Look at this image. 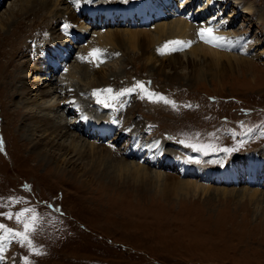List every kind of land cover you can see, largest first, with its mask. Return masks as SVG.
Segmentation results:
<instances>
[{"label": "rangeland", "instance_id": "1", "mask_svg": "<svg viewBox=\"0 0 264 264\" xmlns=\"http://www.w3.org/2000/svg\"><path fill=\"white\" fill-rule=\"evenodd\" d=\"M24 1L0 0V67H3L0 68V213L15 214L28 208L35 211L38 220L36 230L29 233L31 247L18 239H0L3 249L0 264H26V260L27 264H264V198L257 205L246 197L216 194L250 188L263 193L264 197V0H232L226 7L220 0L211 5H205V0H195V4L189 6L190 11L185 9L189 0L186 3L163 0V5L170 9L155 10L160 20L152 23L149 18V22L143 20V27H130L128 19L113 13V16L102 11L86 14L81 8L90 2L88 0H52V4L45 0H26V4ZM114 1L119 0H95V3ZM128 2L135 5L137 0ZM240 4L248 5L250 12L237 13ZM231 11L237 16H230ZM186 15L193 17L191 21L196 25L218 24L220 29L215 28L218 36H245V52L233 47L229 50L233 56L247 61L220 74L217 68H204L205 72L191 75L189 79L191 68H178L174 75L166 67L161 71L157 69L158 63L144 64V53H138L137 48L129 49L126 43L118 45L123 36L111 37L117 46L105 43L110 41L109 35L125 31L146 32L139 33L143 37L150 35L156 26ZM73 17L79 21L77 28L82 30L79 38L87 34L79 43L69 41L71 35L66 32L67 37L62 30L61 21L69 24ZM223 29L230 33L225 36ZM97 35L107 39L96 45L103 55L92 67L81 57L85 58L86 49L94 44ZM56 39L63 46L65 57L60 61L61 69L53 74L54 68L47 67L46 72L42 68L47 66L44 62L47 56L52 54L57 58L56 52L62 50L57 45L53 47ZM158 44L150 43L146 53L160 49ZM171 52L185 59L182 61L191 56L184 48ZM206 54L212 56L210 52ZM191 59L202 61L199 56L192 55ZM27 64L36 69L28 71ZM194 70L195 75L199 70ZM10 71L13 78L9 76ZM93 71L97 75L93 76ZM137 82L143 83L148 92L174 101L176 107L150 100L140 89L114 101L113 108L98 104L92 95L97 89L111 88L115 93L133 88ZM24 85L27 93L22 97L18 89ZM72 95L78 96L80 103L73 101ZM77 104H86L89 115H99L110 122L115 119L109 114L119 119L121 127L113 124L114 135L111 129L105 130L101 148L111 146L113 156L127 157L135 166L147 169L145 181L149 188H145L144 194L139 191V184L130 180L129 175L124 180V172L108 160L92 172L90 166H86L87 172H82L81 177L76 170L68 169L74 166V169L84 170V161L61 154L56 146L42 153L59 160L58 171L54 170L52 161L39 159L40 153L32 147L36 135L26 136L21 119H26L30 113L38 114L40 119L49 117L54 122L69 124V130L76 134L82 132L85 142L93 141L92 135L83 134L78 128L76 121H82L76 116ZM47 105L55 106L49 115L45 111ZM79 125L82 128V123ZM38 127V134H46L43 126ZM134 127L137 131L132 132ZM38 138L36 136L34 141ZM135 139L143 140L142 144L147 146L160 141L165 150L172 149L175 160L167 163L162 156L170 154L157 153V150L149 157L148 154L132 156L133 151L129 150ZM68 141L69 136H66L63 145ZM207 144L216 149L236 150L208 149L205 154L190 146ZM248 155L247 159L235 157ZM64 157L73 163L71 167L62 163ZM257 159L263 165L254 182L243 176L199 180L202 175L192 171L194 166L221 173L235 167L236 171L254 176L253 171H245V168L249 161ZM180 163L192 167L178 178ZM155 175H160V179ZM187 183L197 184L200 191L166 198L154 191L162 184L165 188H177ZM31 215L27 213L25 219ZM0 224L23 231V224L17 223L14 217L8 219L0 215ZM3 235L0 230V237Z\"/></svg>", "mask_w": 264, "mask_h": 264}, {"label": "bare ground", "instance_id": "2", "mask_svg": "<svg viewBox=\"0 0 264 264\" xmlns=\"http://www.w3.org/2000/svg\"><path fill=\"white\" fill-rule=\"evenodd\" d=\"M25 1H24V3H25ZM45 1H50V3L52 4V0H45ZM55 1L58 2L59 0H55ZM88 1H90V2H87L82 6V9L84 11L86 10L87 6L89 7L90 5H94V6H98V8H101V9L91 8V10L97 9V10H100L102 12L104 11L105 13H107V16L110 13H114V15H116V16L117 15L123 16L124 14H128L129 17H133V18L139 17V18H141V21L145 20V23L149 22V20H148L149 15H151V13H155V10L159 9L161 12V10L163 8H165V7L169 8V6H165V4L163 5V0H160V1L159 0H137L135 5H133L131 3H128L129 5L119 4V7H117V10L108 6L109 5L108 3L105 4L106 2H104V4H102V5H99V4L95 3V0H93L94 1L93 3H91V0H88ZM187 1L188 0H184V3H186ZM216 1L217 0H205V5L214 4ZM220 2L221 3L223 2L224 7H226V6H228V4L230 2H232V0H220ZM194 4H195V0H189L187 3V6L188 7L193 6ZM183 5H182V8H183ZM187 6L185 5V9L187 11H190L191 7L188 8ZM102 8H106V9L102 10ZM237 9H238L237 13H240L241 11L248 13L251 10L248 5H243V4H240V6H237ZM198 11H200V10H198ZM237 13H235V11H231L230 16H237ZM68 16H72V14L68 15ZM65 17L63 19H65ZM192 19H193V17H192ZM192 19H190L189 15H186L184 17L181 16V17L174 18L170 21H167L165 23H162L161 25L156 26L154 28V33H150V35H146L144 37L140 36L139 33L147 34L146 32H137L136 30L129 31V32L125 31V32L111 34V35H109L110 41L105 42V43L110 45V46H117L115 41L111 40V37L114 36V38L117 39V35L123 36L124 39H121L120 43L118 45H123V43H126V45L129 49H136L137 48L139 51L138 53H141L142 55L144 53V55H146L143 57V63L144 64L148 63L149 61L158 63L157 69H159L161 71L164 69V67H166L170 71H172L171 73H174V75L177 74V70H179L178 68H181V67H185L188 69L191 68L192 71L194 69H198L199 71L195 75L190 70L191 73L190 74L188 73L189 79L192 78L191 75L194 77L196 75H199V74H202L203 72H205L204 68H211L212 70H215L217 68V70L219 72L217 74H220V73H222V70H226L229 67L234 68V67L241 66L240 64L243 65V63L247 61L246 59H244L242 57L233 56L234 54H231V52L229 50V48L233 47L236 51L239 50L240 52H245V50L247 49L246 41L244 40L245 36L241 37V36L234 35L235 36L234 38L227 36L228 39L226 41L222 42V46H219V47L213 46L211 44H208V43L201 41L198 37V30L201 27L207 26L206 23L202 22V24L196 25L194 22L192 23V21H191ZM62 22L65 23V20ZM77 24H79V21L75 17H73L72 19H69V24H65V26H67V27L64 26L66 28V32H68L71 35L70 36L71 38H74L75 36L80 35L82 32L80 27L77 28ZM217 25L218 24H216V26L211 25V27L215 29L217 27ZM81 27H83V26H81ZM217 28L220 29V27H217ZM83 29H85V28L83 27ZM222 32L225 34V36L228 35V33H230L229 31L226 32L224 29L222 30ZM73 33H75L76 35ZM217 34L218 33H215V35H217ZM67 36H69V35H67ZM222 37H223V35H222ZM78 39L80 40L81 38H78ZM102 39L106 40L107 38L102 36V35H97V38L94 40V44L90 47V49H86V51H88V52L85 53L84 56H85V61L87 62V65L93 67L95 60L89 56V53L93 49H98V47H96V45H98ZM146 39H147V41H146ZM175 40H180V41H184V42L192 41V43L184 49L186 51H188L191 56L192 55L195 57L199 56L200 59H202V61L201 62H197V61L195 62L194 60L191 59V56L189 58H187L186 61H182L185 59L181 60V58L178 56V54H173L171 51H166L164 53H162L160 51V49H162V47L165 45V43H167L169 41H175ZM55 42L59 43V40L56 39ZM150 43L151 44L159 43L161 45V48L156 49L154 51L150 50V52L148 51L146 53V49L151 47V46H149ZM170 47H178V46L170 45ZM208 52H210L212 54V56H208L206 54ZM159 55H161V56H159ZM46 58L51 60V61H53L55 59L57 60V58L52 56V54H50ZM46 58H45L44 62H47ZM195 59H199V58H195ZM89 61H91V62H89ZM25 67H27L28 71H31V70L33 71V69H36L34 66H31L30 64H27V66H25ZM42 69L44 70V72H46L47 66L45 68H42ZM92 74H93V76H95V75H97V72L93 71ZM11 75L13 78L14 74H12V72L10 71L9 76H11ZM16 77L17 76H15V78ZM99 78H100V76H99ZM102 79L104 80L105 78L102 77ZM11 81L14 82L15 79H12ZM26 93H27V87L25 85H24V87H20L18 89V94L19 95L21 94L22 97H24L26 95ZM40 93L44 94V91H41ZM79 96H80V94H79ZM71 97H72L73 101H79L77 99L78 96L72 95ZM76 103H78V102H76ZM79 103H80V101H79ZM25 106L29 107L28 105H25ZM77 107H79L78 110L76 111L74 109L73 111L77 112L76 116L78 118H81V121H82V122L76 121V123H78V128H80L81 131L84 132L83 134L88 133V134L92 135L93 138H95L93 141L91 140L90 142H85L86 140L84 138L82 139V137H83L82 132H79L76 134V133L72 132L71 130H69V128L71 129L70 126L68 128L69 124H62V123H60L61 121L54 122L49 117H44V118L40 119V116L38 114L31 115V113H30V116H27L26 119L24 117L21 119V122L24 124V128H25L24 133H27L26 136L32 137L33 135H36V136L40 137L36 141H34L36 138V136H34L33 137V145H32V147L36 150L35 152L40 153L39 159H44L47 162L52 161L54 163V170L58 171L57 169L60 168L58 165L59 160H56L55 158H53L52 155H50L49 153H48V155L42 153L43 151L45 152L47 149H54V147L56 146L55 149H57L58 151H62L61 154H65V156L66 155H73V156H76V158L79 161H81V162L84 161L83 163H84L85 169L82 170L81 168H78V167L76 169H74V166L71 167L70 165L72 162L70 161L69 158L66 159V157H64L63 160L60 159V161L62 160V163L64 165L67 164L68 168L71 167L68 170H70L72 172H73V170H76V174L80 175V176H81L82 172H87L86 166H90L89 170H91V172H92V171H95L97 169L99 170L100 167L97 165L103 164L104 160H108L112 165L117 167L119 169V171L122 170L124 172L123 173L125 176L124 180L127 179V176L129 175L131 177L130 180H132L135 184L136 183L139 184V185H137V184L136 185H137V187L140 188L139 191H141V192L143 191L142 194H144L145 188L148 187V186H146V181H145L147 169L144 166H135L132 162L127 161V159H128L127 157L122 158V157H119V155H118V157L113 156L115 154V152H114V148L111 146L109 148H103V149L101 148V139L105 137V130L111 129V132H113V135H114L116 130L114 131L113 124L118 126L119 125L118 120H114L115 122H110L109 120L104 119L103 117H99V115L98 116L97 115H89L90 113L88 114L86 112L88 109V106L86 104H77ZM54 108H55V106L52 107L51 105H47L45 107V109H46L45 111H47L46 113L49 115L50 112ZM29 110L32 112L33 109L30 108ZM65 112L66 111L64 110L63 113H65ZM97 112H98V110H97ZM59 120H62V118H60ZM80 123H82V128L79 125ZM38 125L43 126L42 130L44 132H46V134H38V130H40ZM83 126H84V128H83ZM131 131L134 132L137 130L134 127ZM131 131H128V132H129V135L131 137H133L134 133L130 134ZM66 136H69V141L67 142V144L63 145L62 142H64V138H66ZM136 136L137 135H135V137ZM139 137H140V135H139ZM61 138L63 140L59 141V140H61ZM142 142H143V140L139 141L138 139H137V141L135 139V140H133V142H131L132 146H131L129 151H133L131 153L132 156L133 155L135 156L136 154L137 155L148 154V157H149L151 152H153L154 150H157V153H162L164 151L165 153L170 154V156L166 155V154L162 156V159L164 161H166L167 163H169V162L172 163L175 160V158H174L175 153L172 152V149L171 150H165L164 149L165 147H163V144H161L160 141L157 142L155 140V141H153L154 143H151L149 146H147L146 144H142ZM162 148H163V150H162ZM148 151H149V153H148ZM44 155H47V156H44ZM108 158L116 160V162H111ZM142 159H143V157H142ZM258 159H257V161H255V160L249 161V163L246 165V168H245V171H253L254 176L253 175H246L245 172H243V171H236L235 167H232V168L229 167L226 169V171L221 173V171H218L215 169L209 168L207 170V168L202 167V166H194L192 171L200 173L202 175L199 178V180H206V181L216 180V178H219V177L237 179L239 176L240 177L243 176V179H245L247 181L254 182L256 179L255 177H257V174L262 170L261 168L263 165V163L259 162ZM190 167H192V166L187 167L186 165H183L180 163V172L178 174V178H181V176L184 175L182 172L187 171L188 169H190ZM103 168H105V167H103ZM77 170H78V172H77ZM123 174L121 173V175H123ZM185 174H186V172H185ZM203 177L205 179H203ZM119 178H121V177H119ZM155 178L160 179V175H155ZM122 179H123V177H122ZM150 180H152V179H150ZM147 181H149V180H147ZM195 183H197V182H195ZM248 185H251V184H248ZM162 186H163V184H162ZM162 186L161 185L158 186V189H155L154 191L156 193H160L162 196L164 195L165 198L167 197V195L168 196H175V197L182 196V194L188 195L187 193H192L194 195V194H197L198 191H200L199 190L200 187L197 184L195 185L194 183L193 184L187 183L186 185L182 184L180 186H177V188H176V186L174 188H165ZM260 190H262V189H260ZM234 192H219V193L215 192V193L221 194L222 196H227L228 194L229 195L232 194L233 196H235V195L239 196V199H243L246 197V198H248L249 201L255 202L257 205H259V202L264 198L262 195L263 193L257 192L256 190H251L250 188H243L241 190V192H235V193Z\"/></svg>", "mask_w": 264, "mask_h": 264}, {"label": "snow or ice", "instance_id": "3", "mask_svg": "<svg viewBox=\"0 0 264 264\" xmlns=\"http://www.w3.org/2000/svg\"><path fill=\"white\" fill-rule=\"evenodd\" d=\"M215 19V18H213ZM67 27V26H65ZM219 27V25H217ZM198 37L201 41L211 44L213 46H222V42L226 41L228 38L222 37V36H217L215 35V29L212 28L211 26L208 27H201L198 30ZM192 41L184 42L180 40H175V41H169L165 43V45L160 49L162 53L166 51H177V50H182V48L188 47ZM170 45H175L178 47H170ZM103 55L102 50L100 49H93L90 53L89 56L92 57V59L96 60L99 59ZM81 59H85L84 57H81ZM91 62V61H89ZM100 62H103L102 60ZM137 89H140L144 94L148 97L150 100L154 101H163L165 104H171L173 107H176L175 102L168 100L166 97L162 95H157L155 93H150L145 89V86L141 82H137L135 87L133 88H128L119 92H113V89L107 88V89H97L94 90L93 96L96 97V102L100 105H103L104 107L108 108H113L114 107V101L119 100L120 97L134 92ZM143 99L144 96H141ZM190 107V105H187ZM183 143V141H181ZM191 147L195 148L197 151H205L211 149V150H222L224 152H230V151H235L236 149H216L214 145L212 144H207V145H190ZM13 202H18L15 201L14 198H10ZM31 212L32 215L30 218L25 219V216L27 213ZM0 215H5L7 216L8 219H12L13 217L16 219L17 223H22L23 224V231H14L13 229L7 228L6 225L0 224V230H3L4 235L3 237H0L2 240H8L9 238L12 239H18L21 244H24L25 242L31 247L32 241L29 238V233L34 232L36 230V221L38 220L37 215L35 214V211L33 209H22L21 211L13 214L11 212L7 213H0ZM0 250H3L0 248ZM27 264V260H26Z\"/></svg>", "mask_w": 264, "mask_h": 264}]
</instances>
